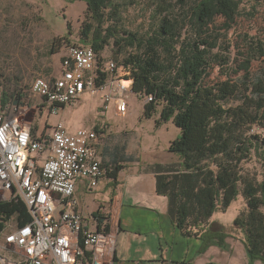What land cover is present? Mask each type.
I'll return each mask as SVG.
<instances>
[{
    "label": "trees",
    "instance_id": "1",
    "mask_svg": "<svg viewBox=\"0 0 264 264\" xmlns=\"http://www.w3.org/2000/svg\"><path fill=\"white\" fill-rule=\"evenodd\" d=\"M80 1L87 4L86 19L79 44H70L67 52L74 45L91 46L103 77L108 76L102 73L105 63L115 62V74L132 81L133 92L144 99V116L160 111L162 122L173 121L180 129L168 148L178 156L177 162L146 167L156 176L157 194L168 198L174 223L185 235L200 237L203 248L222 245L228 231L240 230L250 257L264 264V177L257 180L242 171V163L253 152L262 158L264 170V151H260L264 140L252 132L256 126L264 128V41L245 34L242 48L230 44L224 48L227 54L218 51L220 31L228 33L234 27L243 0H148L155 6L154 24L143 35L128 31L122 22L127 0ZM218 19L221 26L216 24ZM67 40L55 38L50 53H58ZM112 41L132 51L117 61L108 60L102 54ZM256 62L261 65L254 69ZM0 94L1 108L19 105L23 96L18 86L1 92V84ZM111 151L123 162L139 161L127 155L126 143L105 147L106 156ZM103 166L107 177L116 182L123 166L106 165L104 160ZM240 194L247 208L231 230L211 221ZM96 218L99 228L107 220L99 213ZM13 219L17 228L30 222L26 204L20 198L1 200L0 239ZM105 230L110 231L108 224Z\"/></svg>",
    "mask_w": 264,
    "mask_h": 264
},
{
    "label": "built area",
    "instance_id": "2",
    "mask_svg": "<svg viewBox=\"0 0 264 264\" xmlns=\"http://www.w3.org/2000/svg\"><path fill=\"white\" fill-rule=\"evenodd\" d=\"M97 62L91 46H71L60 76L33 81L34 99L23 95L19 105L0 106V201L20 198L31 214L27 225L3 237L17 255L10 264H114V234L104 223L99 228L98 218V229H90L75 198L78 182L93 191L107 177L105 127L71 131L61 121L39 132L27 117V111L42 114L44 108L58 114L85 94L100 97V111L126 117L136 95L132 81L115 74L112 61L105 63L103 77ZM15 184H22L21 191H14Z\"/></svg>",
    "mask_w": 264,
    "mask_h": 264
},
{
    "label": "rangeland",
    "instance_id": "3",
    "mask_svg": "<svg viewBox=\"0 0 264 264\" xmlns=\"http://www.w3.org/2000/svg\"><path fill=\"white\" fill-rule=\"evenodd\" d=\"M131 1L127 0L128 6H124L122 22L128 31L143 35L152 29L155 6L148 0H134L133 4ZM86 9V2L80 0H0L1 92L18 86L29 101L30 97L34 99L30 95V87L36 78L53 79L60 76L65 58L68 57L67 47L72 43L79 44V32L86 19ZM221 23L218 19L216 24L221 26ZM245 34L264 41V1L243 0L241 15L234 27L228 33L225 30L220 31L218 51L227 54L224 48L230 44L242 48L241 38ZM57 37H66L70 42L67 40L58 53L51 54V46ZM130 51L131 48H122V45L112 41L102 55L108 60L117 61ZM231 51L234 52L233 49ZM260 65V62H256L253 67L255 69ZM119 73L123 77L127 75L123 67H119ZM1 96L0 94V99ZM129 105L131 109L129 107L127 116L122 118L111 111H100V97L85 94L76 105L59 108L58 114H51L48 108H44L42 114L40 111L36 114L27 111V117L35 121L34 126L39 128V132L61 121L67 124L71 131L78 127L93 129L104 119L111 125L103 129L104 144L109 141H112V145L125 142L129 151L131 148L137 152L135 156L140 162L151 160L152 164L176 163L178 156L170 153L168 148L180 135V129L173 121L162 122L160 111L153 113L150 118L145 117V101L136 95L130 97ZM252 132L261 135L264 140L263 127L256 126ZM260 151H264L263 147ZM262 161V158L253 152L251 159L242 163L243 173L250 178L262 179ZM246 208V201L240 194L232 207L224 213L217 212L211 221L222 219L233 226L238 215ZM16 228L17 222L13 219L8 223L5 233H10ZM237 232L238 230H232V233ZM13 254V248L6 245L3 239L0 243V256H9L14 262L16 257Z\"/></svg>",
    "mask_w": 264,
    "mask_h": 264
},
{
    "label": "crops",
    "instance_id": "4",
    "mask_svg": "<svg viewBox=\"0 0 264 264\" xmlns=\"http://www.w3.org/2000/svg\"><path fill=\"white\" fill-rule=\"evenodd\" d=\"M102 120L98 129L111 126ZM110 146H114L112 141L103 144V160L106 165L123 166L117 174V181L104 177L93 191L88 189L85 182L80 181L75 190V198L90 229H98L97 213L107 219L103 223L110 226V232L116 239L114 264H263L259 259L250 257L244 243V234L240 230L232 233V226L222 219H213L231 230L222 245L212 244L203 248L200 237L182 233L169 214L168 198L156 192L155 174L146 170L152 161L123 162L121 156L114 158L112 151L106 156L105 147ZM130 150L127 149V155H137L136 151ZM13 255L16 261L17 255ZM10 262L9 256H0L1 264Z\"/></svg>",
    "mask_w": 264,
    "mask_h": 264
},
{
    "label": "bare ground",
    "instance_id": "5",
    "mask_svg": "<svg viewBox=\"0 0 264 264\" xmlns=\"http://www.w3.org/2000/svg\"><path fill=\"white\" fill-rule=\"evenodd\" d=\"M22 184H15L14 191H21Z\"/></svg>",
    "mask_w": 264,
    "mask_h": 264
}]
</instances>
